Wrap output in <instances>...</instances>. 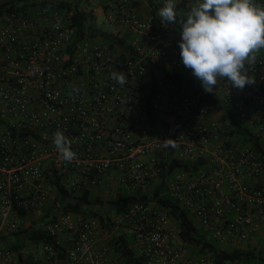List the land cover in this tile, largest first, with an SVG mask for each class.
I'll return each instance as SVG.
<instances>
[{
    "label": "built area",
    "instance_id": "2783aa9c",
    "mask_svg": "<svg viewBox=\"0 0 264 264\" xmlns=\"http://www.w3.org/2000/svg\"><path fill=\"white\" fill-rule=\"evenodd\" d=\"M63 1L0 0V264H21L20 255L31 264H126L114 250L122 237L142 264H216L202 244L182 239L180 223L157 202L113 206L163 182L164 196L189 213L205 241L220 250L257 247L264 239V49L248 66L254 85L240 90L225 80L207 93L191 72L193 93L166 74L190 70L180 34L155 15H139V0H101L105 22L128 43L118 51L79 37L75 9L45 5ZM85 1L70 2L94 16L95 0ZM175 2L186 15L199 0ZM150 64L160 68L154 75ZM114 70L126 74L124 85L111 79ZM143 126L153 135L142 128L135 136ZM58 130L78 154L72 162L53 144ZM167 139L176 146L164 147ZM176 163L190 168L167 175ZM86 192L94 206L63 211ZM19 221L53 243L31 242L28 257L4 246Z\"/></svg>",
    "mask_w": 264,
    "mask_h": 264
},
{
    "label": "clouds",
    "instance_id": "9594fccd",
    "mask_svg": "<svg viewBox=\"0 0 264 264\" xmlns=\"http://www.w3.org/2000/svg\"><path fill=\"white\" fill-rule=\"evenodd\" d=\"M175 0H166L157 15L160 23L175 24L179 11ZM180 57L183 65L201 82L205 92L227 81L243 90L256 83L249 74L258 53L264 49V4L255 0H199L181 20ZM111 79L124 85L126 74L114 70ZM79 92V88H73ZM71 95V93H70ZM53 144L62 160L72 162L77 153L72 141L62 131L53 134ZM164 147H175V140L163 141Z\"/></svg>",
    "mask_w": 264,
    "mask_h": 264
},
{
    "label": "trees",
    "instance_id": "16d2710c",
    "mask_svg": "<svg viewBox=\"0 0 264 264\" xmlns=\"http://www.w3.org/2000/svg\"><path fill=\"white\" fill-rule=\"evenodd\" d=\"M46 6L51 7H57V8H66L68 11L75 9L76 12L72 18V25L77 28L79 37L84 38L86 36H89L90 38L95 37L97 32L94 30V16L91 14H87L84 12H79L78 7H73L69 3H46ZM25 9H27L25 7ZM158 8L154 10V14L156 15V11ZM180 13V12H179ZM157 20L160 23V18L157 16ZM181 20H186V15L180 13L177 22L175 24H168L170 27H173V29L180 34L181 28ZM89 23L91 25H89ZM106 40V43H108L111 47H122L128 48V45H126L125 41L123 39H119L118 37H115L113 35H107L104 34L103 36ZM150 72L154 75L156 72L160 70V68L156 65L150 64L149 67ZM165 71L164 69H162ZM166 74L171 77V79L177 81L183 88L189 89L193 93L196 92V89L193 87V79L185 80L182 79L181 75L166 72ZM156 88H154V91ZM213 103H216L214 100ZM238 132L241 133L242 131L238 129ZM190 166L186 164H174L171 167V171L168 172L167 175H170L173 173V170H179V169H189ZM167 177V176H166ZM54 185L63 199L67 191L65 190L64 186L61 184V180L56 178L53 180ZM165 191V182H163L161 185L156 186L152 192L151 195H145V196H133L126 198L123 203L119 202H113V206L120 209L124 207L126 203L129 201H137L142 200L145 202H152L155 201L159 205L165 207L169 210L170 215L176 219L181 226V237L182 239L188 243V244H195V246L199 247V245L202 244V249L200 251L208 252L211 254V256L214 257L216 264H264V248H261L259 246L255 248H250L246 250L242 249H224L220 250L218 249L214 244H211L207 241H205V238H203V235L200 234V231L196 224L191 220L189 213L182 209L178 203L171 200L167 196H164ZM78 202L75 204H69L67 207H63L64 212H75V213H84L83 208L86 205L94 206L96 204V201L92 199V193L86 192L83 195H79ZM96 215V214H95ZM102 223H104L103 217H100ZM110 219V217H108ZM19 234L23 235V238H25L28 241L31 242H50L53 243L51 237H48L46 234H44L40 230H34L32 227L25 228L21 227L18 232L14 233L13 235L17 237ZM3 238V237H2ZM18 242L13 243V245L10 247L14 250H21L23 248V241L21 239H17ZM264 243V239L262 241ZM25 244V242H24ZM55 244V243H54ZM56 246V245H55ZM114 250L116 253L120 254L126 264H142L140 260H138L135 256V253L132 248L129 246V242L124 238L116 239L114 241ZM62 257H64V254H61ZM20 263L21 264H31L30 262L23 261L22 255H20Z\"/></svg>",
    "mask_w": 264,
    "mask_h": 264
},
{
    "label": "rangeland",
    "instance_id": "374dc122",
    "mask_svg": "<svg viewBox=\"0 0 264 264\" xmlns=\"http://www.w3.org/2000/svg\"><path fill=\"white\" fill-rule=\"evenodd\" d=\"M74 4V5H82V6H87V5H89V2H87V1H85V0H65V1H63L62 3H69V4H71L72 5V3ZM96 1H98V0H96ZM153 1V0H152ZM155 1V3L157 4V5H155V8H157V7H159V6H164L165 5V3H166V1H164V2H158L159 0H154ZM161 1H163V0H161ZM97 7H99V6H97ZM143 14V13H142ZM94 30L97 32V34H96V36L95 37H92V38H90L91 40H93V41H99V42H106V40H105V38L103 37L104 36V34H107L108 35V33H113L114 31H115V28L112 26V25H110V24H108V23H106L105 22V20H104V17H103V15L102 14H99L98 16H97V19H96V21H95V23H94ZM98 195H101V197H102V199L105 197V198H108L109 197V195L107 196V195H104V192H100ZM98 207H96V208H94V209H97ZM102 208V207H101ZM19 223L21 224V227H26V225H25V223L26 222H20L19 221ZM14 233H16V232H14ZM13 233V234H14ZM13 234H11V235H8V236H5V237H3L2 238V244L4 245V246H7V247H11L12 245H13V243H15V242H18V238L19 239H21L22 241H23V248H22V250H23V256L24 257H28V255L30 254V252L32 251V249H31V241H28V240H26L25 238H23L22 236H17V237H15ZM262 241L263 240H258L257 241V245L259 246V247H261V248H264V243H262ZM24 242H25V244H24ZM242 246H244V245H242ZM222 247H224V248H227V246H222Z\"/></svg>",
    "mask_w": 264,
    "mask_h": 264
},
{
    "label": "crops",
    "instance_id": "0c3cea01",
    "mask_svg": "<svg viewBox=\"0 0 264 264\" xmlns=\"http://www.w3.org/2000/svg\"><path fill=\"white\" fill-rule=\"evenodd\" d=\"M164 1H166V0H163V1H161V0H159L158 2H164ZM102 1L101 0H98V1H94V8H95V10H96V12H95V14H94V23H95V21H96V19H97V16L99 15V14H102L103 15V17H104V11H103V8H102ZM155 5H157L156 3H155V1L153 0H139V3L137 4V8H138V13H139V15H141V16H143V17H147V16H150V15H155L153 12H154V10L156 9L155 8ZM97 6H99V7H97ZM163 7V6H162ZM158 9H157V11H156V15H157V12H158V10L161 8V6H159V7H157ZM177 11H179L180 13H182V14H184L185 12H183V9H182V7H180L179 9H176ZM143 13V14H142ZM158 16V15H157ZM105 20V19H104ZM116 29H115V31L113 32L114 33V35H113V33H108V35H113V36H120L119 34H117L116 33ZM124 41H125V39H124ZM126 45H128V43H126ZM116 50L118 51L119 49H118V47L116 46ZM181 72V71H180ZM190 74H191V70H184V71H182L181 73H180V75H182V77H184L185 78V80H188V79H192V77L190 76ZM142 128H145V130H149L150 129V134L151 135H153V130L149 127V128H147V126L146 127H140V128H138V129H136L135 131H133L134 132V134H135V136H139L140 135V131H141V129ZM107 181H109V177H108V179H107ZM107 183V182H106ZM108 194V193H107ZM46 214H48L47 212H46ZM22 218V220H28V224L29 225H31V224H33V223H40V222H42L41 220H39L38 221V219H36L35 217H33V216H31V217H26L25 218V216H22L21 217Z\"/></svg>",
    "mask_w": 264,
    "mask_h": 264
}]
</instances>
